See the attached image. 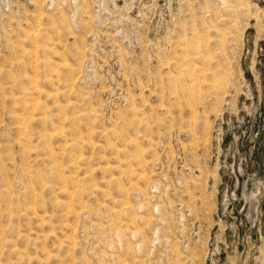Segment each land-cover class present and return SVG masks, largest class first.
<instances>
[{
	"label": "rangeland",
	"instance_id": "1",
	"mask_svg": "<svg viewBox=\"0 0 264 264\" xmlns=\"http://www.w3.org/2000/svg\"><path fill=\"white\" fill-rule=\"evenodd\" d=\"M0 264H264V0H0Z\"/></svg>",
	"mask_w": 264,
	"mask_h": 264
},
{
	"label": "bare ground",
	"instance_id": "2",
	"mask_svg": "<svg viewBox=\"0 0 264 264\" xmlns=\"http://www.w3.org/2000/svg\"><path fill=\"white\" fill-rule=\"evenodd\" d=\"M135 233V232H134Z\"/></svg>",
	"mask_w": 264,
	"mask_h": 264
}]
</instances>
